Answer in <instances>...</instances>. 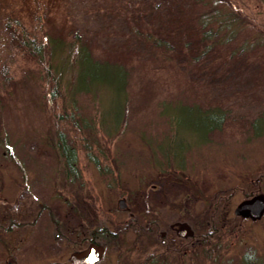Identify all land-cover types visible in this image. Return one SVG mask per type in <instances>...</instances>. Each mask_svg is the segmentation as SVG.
Masks as SVG:
<instances>
[{
	"label": "rangeland",
	"instance_id": "374dc122",
	"mask_svg": "<svg viewBox=\"0 0 264 264\" xmlns=\"http://www.w3.org/2000/svg\"><path fill=\"white\" fill-rule=\"evenodd\" d=\"M56 1L50 11L55 18L44 30L34 25L32 30L42 37L79 27L99 57L123 59L128 53V101L124 105L115 88L102 85L77 97L78 113L100 115L96 130L81 133L57 123L65 97H50L51 87L40 76L43 66L15 57L11 40L14 20L31 25L34 1L0 0V39L14 50L9 70L0 71V207L17 206L14 232L5 231L8 222L0 226V264H75L72 253L88 252L89 241L77 251L55 241L52 215L59 224L82 225L68 199L88 201L97 215L118 221L133 212L147 229L130 227L120 244L107 245L92 264H138L146 255L140 248L146 247L159 254L158 263L179 264L178 248L197 238L182 233L181 224L192 228L188 219L209 198L232 193L233 210L254 197L264 199V1L225 0L243 24L226 46L206 53L198 44L195 17L202 8L193 0ZM148 25L172 41V60L155 56L139 35ZM214 108L225 111L227 120L221 130L209 131L220 113ZM119 112L124 113L120 125L110 132ZM58 124L68 128L78 150L82 176L74 183L65 181L49 143ZM85 143L103 171L91 162ZM121 198L126 208L119 207ZM90 213L82 209L80 215ZM155 218L157 223L147 224ZM243 218L244 241L224 257L228 264H242L250 243L258 247L257 257L264 254V212L256 220L243 212ZM136 235L139 251L127 261L118 259ZM160 237L169 240L166 245L149 242ZM195 259L194 264H210L202 256Z\"/></svg>",
	"mask_w": 264,
	"mask_h": 264
},
{
	"label": "trees",
	"instance_id": "16d2710c",
	"mask_svg": "<svg viewBox=\"0 0 264 264\" xmlns=\"http://www.w3.org/2000/svg\"><path fill=\"white\" fill-rule=\"evenodd\" d=\"M33 1V8L31 10V14L33 15L32 26H28L20 20H14L15 22L11 26V30L13 31L11 40L15 42V57L20 55V57L28 58L31 61L34 59L36 64L43 66V74L40 76L48 87H51L50 97H65L62 112L57 115V123L61 121L65 122L67 126L73 129L76 128L81 133L94 131L97 129L95 118H99L100 115L93 118L85 117L78 113L76 111L79 104L77 97L81 92L91 94L93 88L101 90L103 88L102 85L107 84L109 87L115 88L118 96H121L125 102V105L128 101L127 86L131 77V69L128 62H126L128 53H125L123 59L106 58L104 55L99 57L93 51L91 43L79 27L72 28L68 34L65 31L63 34L45 32V35L40 37L35 29L32 30V27L34 25L36 28L44 30L45 24L55 18L51 14L55 12L57 1ZM193 1L200 3L202 8L195 16L199 30L198 44L202 45V53L212 51L213 48H217L218 46H226L227 42L240 31L243 24L241 17L235 9L230 7V4H226L229 2L225 0L221 4L217 0ZM50 11L53 12L50 13ZM139 35L148 43L152 51L155 52V56L164 57L165 60L173 59L174 45L161 31L148 25L146 29H139ZM7 43L8 41L4 42L0 39V71L4 70V72L9 70V62H7L9 56H11L10 59L13 61L12 56L14 55V50H10ZM100 70L105 71L99 72ZM218 111L220 113L216 118V122L208 126L209 131L221 130L227 120V113L221 109H218ZM123 114L119 112L114 126H108L110 132L118 129ZM100 122L103 123L101 119ZM67 131L68 128L58 124L55 128L54 139L49 143L57 152L59 169L65 181L67 183H74L80 180L82 172L79 167L77 147ZM86 141L88 140L85 139ZM83 146L87 150L91 162L97 169L103 171L97 155L92 151L91 144L85 143ZM100 151L104 153L103 149ZM168 161H170L169 158H167V164ZM181 165H184V163L182 162ZM56 187L60 189L58 185ZM60 192L64 193L65 191L61 189ZM231 196L232 193L225 191L218 192V195L209 198L204 206L188 219L192 223L193 228L192 232L188 234L191 236L196 234L197 238L194 239L193 243L188 242L186 246L181 242L183 246L177 250L179 264H185V261L188 264H194V261H196L195 257L201 256L209 261L210 264H228L229 260H226L227 258L224 259V257L234 245H238L239 242L242 244L244 241V238L241 236V229L244 224L243 213H238L231 208ZM65 202L70 207L72 206L79 214L82 219V225L74 227L67 224H59L53 215L52 220L55 225V241L61 240L59 242L65 243V247L72 251L81 249L83 241H89L91 245L97 244L98 246H103V250L107 245L120 244L119 242L127 235L130 227H134L133 229L135 230L143 229L147 232L145 226L140 227V223H138L140 222L139 215L133 212L125 221H118L111 216H109L110 218L106 216L100 217L96 213L97 210L88 201L79 202L68 199ZM15 205L11 206L9 211L5 207H3L4 209L0 207V226L8 222L5 226V231L8 233H12L15 230L13 224L17 210V206ZM82 209L86 212L91 211V213L84 218L80 215ZM7 211L10 213L8 217L5 213ZM157 221L158 219L156 218L151 219L147 224L157 223ZM133 223L136 225H132ZM122 226L125 227L124 231L120 229ZM138 236L136 235L132 241L131 245L133 247L131 249L128 248L129 250L123 253H119L118 259L124 257L123 259L127 261L132 256L131 252L134 249L138 250L136 247ZM150 241L151 243L164 241L163 245H166V242L169 240H166L165 237H160L158 240L150 238ZM146 246H148V243ZM140 249L146 255L143 261L140 260L138 264H165L162 260L158 263L156 258L159 254L154 249L150 248L149 252L148 249ZM257 251L258 247L256 244L250 243L247 252L243 256L242 264H257L258 260L262 262L259 264H264V254L261 253L257 257Z\"/></svg>",
	"mask_w": 264,
	"mask_h": 264
},
{
	"label": "water",
	"instance_id": "95a60500",
	"mask_svg": "<svg viewBox=\"0 0 264 264\" xmlns=\"http://www.w3.org/2000/svg\"><path fill=\"white\" fill-rule=\"evenodd\" d=\"M119 207L126 208L127 203L125 198L119 200ZM236 212H245L254 219L261 218L264 212V199L261 196L254 197L251 201H246L241 203L237 208ZM182 233H191L192 228L187 222L181 224ZM103 246H98L97 244H92L88 252L78 253L74 252L70 255V260L75 264H92L100 259L102 254Z\"/></svg>",
	"mask_w": 264,
	"mask_h": 264
}]
</instances>
